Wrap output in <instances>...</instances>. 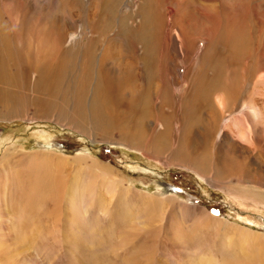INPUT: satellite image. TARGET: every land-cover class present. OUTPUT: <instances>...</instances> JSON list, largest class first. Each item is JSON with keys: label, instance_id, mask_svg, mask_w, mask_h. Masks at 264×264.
<instances>
[{"label": "rangeland", "instance_id": "374dc122", "mask_svg": "<svg viewBox=\"0 0 264 264\" xmlns=\"http://www.w3.org/2000/svg\"><path fill=\"white\" fill-rule=\"evenodd\" d=\"M20 2H24L30 22L25 32L17 28ZM4 10L11 15L6 16ZM0 15L7 22L13 18V37L27 41L21 55L15 53L10 72L0 73L6 80L0 88V182L6 178L5 173L10 176L17 162L11 152L20 150L27 158L30 154L41 156L48 166L57 156L66 157L71 165L66 161L68 165L60 170L63 175L56 177L57 172H52L57 190L54 194H59L60 202L65 204L64 192L69 191L72 204L78 205L68 217H85V224H72L78 225L79 231L96 232L73 234L65 244L70 252L65 253L63 248L46 252L44 248L50 247L51 239L37 240L29 264H187L194 255H188L186 248L191 247L186 242L174 243L178 233H183L184 239H203L201 255H212L217 264H264V258L254 261L250 253L243 261H230L228 256L231 258L235 252L242 257L241 249L231 245L228 256L224 254L222 242L212 241L211 231L197 232L198 227L192 225L194 215L182 221L167 211L166 220L158 221L165 208L183 204L228 223L227 229H246L264 236V182L254 170L256 164L244 165L249 168L237 177L220 167L213 168L206 157L215 154L224 133L231 129V120L242 116V105L231 99L232 92L243 101L253 89L254 78L264 76V0H0ZM174 25L182 28L185 39L178 37ZM113 35L116 37L110 40ZM127 40L125 54L137 63L129 79V95L119 90L118 98L115 93L109 94V98L119 101H110L97 92L103 85L112 90L119 87L111 73L98 72L97 58L108 44H124ZM183 46L191 50L184 62L177 63L180 58L176 56L182 53ZM27 49L32 53H26ZM118 55L117 60L123 62L122 51ZM207 60L213 70L207 72H212V79L205 84L215 93L209 108L200 113L195 105H189L191 100L182 104L181 95L189 83L202 79ZM12 72L15 77L10 80ZM155 90L158 93L154 96ZM126 99L147 107L133 111L131 101ZM201 100L199 97L196 102ZM100 106L113 111L99 112ZM213 109L222 113L215 123L219 131L211 147H202L203 162L195 164L184 151L185 140H193L201 133L200 125ZM115 110L120 115L118 119ZM85 116L86 122L82 120ZM105 126L107 130L102 129ZM209 137L211 131H206L204 138ZM227 152L223 149L222 155ZM83 155L89 158L86 164L92 163L90 171L79 169L82 163L76 157ZM34 159L28 161L41 162ZM236 160L242 167L241 159ZM15 168L19 169V165ZM14 183L13 176L9 177L7 188L0 191V222L9 216L2 215L7 208L20 209L29 200L36 208L39 204L56 210L46 200L39 201L37 193L27 195L24 185L16 192ZM137 194L152 198L164 194L177 200L164 202L165 208L147 211L149 222L144 220L148 222L146 228L139 230L135 224L138 221L127 223L122 217L126 203L129 212L140 205ZM62 207L60 215L64 213ZM32 212L27 213L35 217ZM170 219L186 225L167 229ZM57 220L54 224L59 227L63 220ZM149 228L157 230V234L146 238ZM121 235L120 246L117 239ZM7 254L2 252L0 257Z\"/></svg>", "mask_w": 264, "mask_h": 264}, {"label": "bare ground", "instance_id": "6f19581e", "mask_svg": "<svg viewBox=\"0 0 264 264\" xmlns=\"http://www.w3.org/2000/svg\"><path fill=\"white\" fill-rule=\"evenodd\" d=\"M2 13H4L6 16L11 15L8 10H4ZM19 16H20V20L18 21L17 28L20 29L19 31L25 32L29 29L30 22H29V18L27 17V14H26L24 2H20ZM15 27H16L15 20L13 18L9 19L7 22L6 19H4L0 15V73L10 72L9 67L14 65V58L16 57L15 53H18L19 55H21V48L24 45V43H27V41L21 42V41H19L13 37V33L15 32V30H13V29ZM173 30H175L177 32L178 37L185 39V37L183 36V32H181V30H182L181 27H177V25H174ZM58 36L62 42V35L60 33H58ZM115 37L116 36L113 35L110 38V40L114 39ZM250 41H251V39H250ZM247 43L249 44V42H247ZM127 44H128V40L126 42H124V44L121 42H115L111 46L108 44V46L100 52V56H99V58H97L98 59V61H97L98 72L101 73L102 71L105 70L106 72L111 73L114 76L115 83L119 88L116 90H112V89H109L108 86L103 85L102 89H100L101 92L98 91L97 95H103L106 97L108 96L107 98H109L110 93H115L116 97L118 98L119 97L118 96L119 90H121L123 95H124V93L129 95V90H128L129 79L132 76L131 72H133L136 69L137 63L135 61V58H132L131 56L125 54ZM249 46L251 47L252 45H249ZM205 49L207 50V48H205ZM118 50H120V52L122 51V53L124 54L123 62L117 60V56L121 55V54L118 55L120 53ZM190 50H191V48H187V47L183 46V49L181 51L182 53L178 54L176 56V57L180 58L177 61V63L178 62H184L185 61L184 57L186 55L188 56ZM250 51H252V49ZM26 53H32V52L30 49H27ZM125 56H126V58H125ZM247 56L250 57L249 54ZM21 62H24V61H20L18 63H21ZM28 63H29V61H28ZM204 64H205L206 72H204L205 74L203 75L202 79L200 81H198L196 79L191 85L189 83L186 86L184 93L181 95V97L183 99L182 104H185L186 103L185 100L189 99V100H191L189 105H191L192 107L195 105L196 110L200 111V113L202 111H204L205 109L209 108V106L211 105L212 97L214 96V93H215V92H211L208 89V86L205 84L208 82V80L212 79V78H210V76H212V74H211L212 72H210V74H208L207 72L212 71L213 67L209 63L208 60ZM245 66H244V68H245ZM247 66H248V64H247ZM262 68H261L262 71H264V65L262 66ZM242 70H243V68H242ZM245 71H247V70H245ZM12 73H13V76H11L10 80H12L15 77V73L14 72H12ZM168 75H169V77L173 76L171 71H169ZM0 76H2V75H0ZM252 78L250 76V79H252ZM246 81H247V79H246ZM249 82L252 83L251 81H249ZM5 83H6V80L3 77H0V88ZM165 83L166 82L164 80V85H165ZM234 86H235V84H234ZM243 86H244V84H243ZM187 89H189V91ZM172 91L174 92V90H172ZM173 92H172V94H173ZM157 93H158V91L155 90L154 96ZM186 93H188V94H186ZM199 97H201L202 100L200 101V103H197L196 101H198ZM217 97H219V96H217ZM193 99H194V102H193ZM219 99L222 100L221 97H219ZM231 99L234 100L235 102L239 101L240 105H242V116L233 118L231 120V122H230L232 125L231 129H230V131H227V133L224 131L225 133L223 135L222 143H221V145L216 146L215 154L213 156L208 154L206 157L211 162L213 168L220 167L225 173L234 174L237 177H239L241 174L243 176V173L246 170V168L247 169L249 168V167L244 166V165H248L251 167L252 164H256L257 168H254V167L253 168L255 171H257L256 174H257L258 178L264 182V76L254 78L253 89H252L250 95L245 97L243 99V101H242V99H238L236 92H234V91L232 92ZM86 100H87V98H86ZM109 100L110 101L116 100L117 102L119 101L115 98H109ZM126 100L131 101L130 107L134 108L133 111H136V109H139V108L147 107L145 103L143 105L138 106L137 103L133 102L134 99H126ZM220 104L221 103H219V105ZM114 105H115V107H117V103H115ZM127 106H129V105H127ZM136 106H138V107H136ZM106 107L107 106H100L98 108V111L99 112L104 111L105 113L113 111L109 107L106 109ZM78 112H79V110H78ZM114 112H115L116 117H117L116 119H118V117L120 116L119 113L117 112V110H115ZM134 113H132V114L134 115ZM221 114L222 113L220 112L219 109L211 110L210 115L206 116L200 125L201 133L197 134L195 139H193V140L190 137H187V139L185 140L186 143H185V150L184 151L188 155L189 160L191 162H193L195 164H200L203 162V156H201L200 151L202 150L203 146H205V147H211L212 146L211 143L215 139V137L219 131L218 129L215 128L216 118L218 115L221 116ZM77 119H79V118H77ZM73 120L74 119H72V121ZM82 120H84L86 122L87 117L86 116L84 118L82 117ZM111 122H112V120H111ZM244 122H245V126H244ZM242 123H243V126H242ZM190 128H192V127H190ZM102 129L107 130L106 126L103 127ZM112 129H116V128H112ZM116 130H118V132L121 131L120 129H116ZM192 130L190 131V133L192 132ZM206 131H211V137L204 138V133ZM126 132L129 135L130 131L127 130ZM134 132H135V130L133 131V134H134ZM189 136H191V135H189ZM15 148H16V146H15ZM223 149H227V151H228L227 154L222 155ZM10 154L12 156L18 157L20 159L21 165L23 164L22 165V167H24V177L23 178H24V181L26 182V184H28L31 188V191L29 194L37 193L38 196H36V197L39 198V201H45L46 200L48 203L53 204L56 207V210H55V209H53L54 208L53 206L49 209L48 206H47V208H46V206L44 208L43 205L38 204V206L36 208V206H33V203L30 202L31 200H29L27 202H28L29 206H32L33 211L35 213L42 214L41 208L43 206L45 211H44V214H42V215L44 217L50 216V213H51L52 215H54V219L57 218L58 220H63L67 223L65 225L61 223L59 227H57V224H55L56 226H54L53 228L51 227L52 229H50V231L47 233L44 232L42 228L38 227L37 229H34L32 233H30V236H31L30 238H22L21 239L22 242L32 244L34 242L32 239L50 238L51 239V244H49L50 247L44 248V250L46 252H52L53 253L54 251H56V250L60 251L61 248H63L64 253H65V252H70L65 247L66 246L65 244L70 242L71 237H73V234H75V235H86V234L95 235L96 234V232L93 230H88L85 232L79 231L76 228V226L78 227V225L72 224V223H79V221H81L82 224H85V217L82 215H75V214H71L72 216L68 217L69 212L70 213L73 212L77 208V205H78V204H76V205L72 204L73 198L71 196H68L69 191L64 192V195L66 194V196L64 198L65 204H62L60 202L62 199L59 198V196H60L59 194H56V195L54 194V191L56 189L54 190V185H55L54 183L55 182H53V180L51 179L52 178V172H54V173L57 172L56 177L63 175V173L60 170L65 168L69 164V162L65 158H60L57 156L58 159L54 158L56 160H52L53 165L48 166L46 161H44V159L41 158V156L38 157V156H35V154L34 155L30 154L31 156L28 155V158L20 150L15 151V152H11ZM47 154H49V153H47ZM43 156H44V154H43ZM83 157H85V158H83ZM34 158L41 159V162H38L36 164L35 163L32 164L31 162L28 161V160H31ZM76 158H77L76 160H79L82 163V166H80V168H79V165L76 162L77 167L79 169H81L83 171H90L92 169L91 168L92 163L86 164V161L89 159L88 157L82 156V157H76ZM237 158L241 159L242 167L239 164H237V162H239L238 160H236ZM24 161H28V162L24 163ZM66 161L68 162V164H66ZM94 161L95 160H93V162ZM69 165H71V164H69ZM70 167H72V166H70ZM93 168H94V166H93ZM79 178H81V177H79ZM129 187L131 189H133V187H131V186H129ZM74 189L76 190V188H74ZM137 195H138V198L140 201V205L137 208H130L131 211L129 212V209H126V207H125L126 205H128L126 203V205H124L125 212L123 213L122 217H123V220L126 221L127 223L138 221L135 224L139 225L138 226L139 230H141V229L145 230L146 223L149 222L147 211L150 213V211H153L156 208L164 207L163 206L164 202H168V200H170V199L171 200H177L173 196H168V195H164V194H160L159 198H152V197H148V196H143L141 194H137ZM54 198H57V199L54 200ZM28 204H24V205L28 206ZM60 205H63L62 208L64 209V213L62 215H60V213H59ZM137 205H138V203H137ZM85 210H86V208H85ZM165 210H166L165 212L159 213L161 215L163 214L164 216L159 218L158 221L162 220L164 222L166 220L167 211L169 213H174L177 220H182V221H185L188 219V217H190L191 215H194L195 216V224H192V225H195L196 227H198L197 232L203 233L205 230L211 231V233H209V234L214 238L212 241H217L219 243L222 242L221 249L224 250V254L228 253V251L230 252V250L228 248L231 245L238 246L242 251V257L240 256V253H238V252H235L231 258L228 256V254H226L228 256V258L231 259L230 261H233L234 263H237V262H240L241 260L243 261L244 259H246L245 255L247 253L248 254L250 253L253 255L252 258L254 261H258V260L264 258V236H262V235L253 233L251 231H247L246 229L245 230L244 229H233V228L227 229V228H225V226L228 225V223H226L224 221H219V220L213 219V218L209 217L207 214H205L204 211L199 212L198 209H195V208H192L189 206H184L183 204L182 205L177 204L176 206H173V207L171 206L170 208H167V209L165 208ZM155 214H157V213H155ZM152 217H153V215H152ZM159 217H160V215H159ZM50 220H51V218H50ZM144 220H147L148 222L146 221V223H145ZM63 221H61V222H63ZM50 224H51V222H50ZM185 225H186L185 222H182L179 224L175 220L170 219L166 224V228L172 230V229L183 228V227H185ZM221 226H223V228L220 229L219 227H221ZM46 227L48 228V225H46ZM88 227H83V228L87 229ZM119 228L120 227H118V231H119ZM226 230H228V231L226 232ZM22 231L24 232V231H26V229H22ZM60 233H61V235H60ZM134 233H135V231H134ZM145 233H146L145 236L147 238L149 235H152L153 233L157 234V230H152L151 228H149L148 230L145 231ZM145 233H143V234H145ZM178 236H179V238H176L174 241L175 244L179 243V242H186L188 247L194 248V250H192L191 248H186L188 250V253H189L188 255H191V253L194 255V257L193 256L189 257L187 264H217L212 260V255L211 256L210 255L205 256V253L204 254L202 253V255H201V252H203L201 250V246L204 244L200 245V243H204L203 239H197V240H192L190 238L184 239L182 237V236H184L183 233H178ZM58 237H59V239L56 240ZM111 238H113V237H111ZM100 239H101V237H100ZM156 240H157V237H156ZM112 241H115V240H112ZM122 241H123V238L121 235L117 239L118 245L121 246ZM111 243H113V242H111ZM21 244L22 243H19L18 245H21ZM108 245H110V244H108ZM106 246L107 245H105V247ZM69 247H70V245H69ZM22 248H25V246H20L18 251L24 257L27 264H29L28 260L30 258L31 253L25 252L24 250H22ZM182 248H183V246H182ZM223 250H221V252H223ZM46 255L47 254L45 253V256ZM31 258H30V260H31ZM183 264H185L184 261H183Z\"/></svg>", "mask_w": 264, "mask_h": 264}, {"label": "crops", "instance_id": "0c3cea01", "mask_svg": "<svg viewBox=\"0 0 264 264\" xmlns=\"http://www.w3.org/2000/svg\"><path fill=\"white\" fill-rule=\"evenodd\" d=\"M83 156L87 157V155ZM60 158L67 159L63 156H61ZM15 159H17L16 164L19 165V169L15 168V164L13 166L14 169H12L13 172L10 173V176L7 177V174L5 173L4 176H6V178L2 182H0V191L1 189L5 190L7 188L8 178L11 177L12 179L13 176V180L15 181L14 188L16 189V192L17 190L20 191V188H22L21 185H24L22 189L26 190V194L28 195L31 191V188L24 181V167H22L20 159L18 157H15L14 160ZM16 177L19 178V181H16ZM30 210L33 211L32 206H29V204L28 206H25L23 204L20 206V209L13 210L12 208H7L6 212H3V216L5 214H8L9 216H7L3 220V222H0V253L5 252L8 254L5 257H0V264H27L24 257L18 251L19 247L25 246L26 249L22 248V250L31 253L33 250L32 248H34L33 246L35 241L40 239H32L34 241L32 244L24 243L21 239L30 238V233H32L33 230L37 229L38 227L42 228L43 231L47 233L55 226L54 223L56 221V218L54 219V215L51 214V216L44 217L42 214H38L33 211L32 213L36 214V216L31 217L32 215L30 213H27L28 211L30 212ZM49 217L51 218V220ZM50 222L52 225L50 224ZM63 224L65 225L67 223L63 221ZM46 225H48V228L46 227ZM22 229H26V231L23 232ZM19 243L22 244L18 245Z\"/></svg>", "mask_w": 264, "mask_h": 264}]
</instances>
